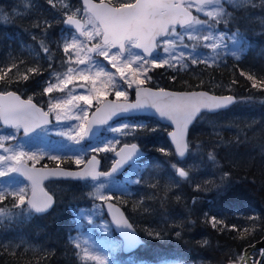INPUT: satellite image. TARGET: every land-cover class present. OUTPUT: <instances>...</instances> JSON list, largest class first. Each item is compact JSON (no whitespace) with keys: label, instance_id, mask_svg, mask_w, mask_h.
I'll return each mask as SVG.
<instances>
[{"label":"trees","instance_id":"obj_1","mask_svg":"<svg viewBox=\"0 0 264 264\" xmlns=\"http://www.w3.org/2000/svg\"><path fill=\"white\" fill-rule=\"evenodd\" d=\"M4 1V0H2ZM10 1V0H7ZM79 1V0H78ZM119 5L133 0H107ZM2 4L3 2L0 1ZM42 3L36 5L35 10L25 16L11 18L8 21H0V68L7 65L12 67V72L5 76V81H0L1 90H25L33 91L36 96H44L39 90L38 81L44 79L50 67L56 69L54 64H49L44 59L45 53L40 47L41 37L37 34L41 28L36 27L37 23H42L51 16H41L43 12ZM39 12V13H38ZM221 23L218 26H222ZM233 25V24H232ZM232 25H229L231 28ZM224 26V25H223ZM234 26V25H233ZM236 26V25H235ZM235 31L239 30L237 39L240 44L247 43L250 51L257 54V59L251 62L236 59L228 56L224 64L218 62H197L189 69L174 66L166 69L158 78L160 86L174 90L206 89L214 93H233L237 97V103L232 107L236 115L241 114L247 108L250 115L247 118L237 117L238 120H231L232 124L239 127L250 126L253 133L246 131L240 133L232 125L223 126L221 143L229 140L226 145L220 144L217 148L218 160L223 163L222 171H228L230 176V187L226 192L218 194L215 190L208 193L196 191L197 183L203 184L205 181L219 182L217 177L211 174L213 164L207 160L205 153L209 150L211 140L203 138L198 145L199 156L205 158L199 168L198 159L190 161L192 155L187 156L184 163L185 170L190 171L191 181L185 182L182 178L174 174L170 164L177 161L173 150L167 139L169 127L160 124L150 117H139L130 119L146 123L147 129H138L135 138L126 136L119 138V143L114 146L118 148L123 143L139 142L147 150L145 161H140L130 165L127 179L112 178L119 182V188L108 192L113 196V201L117 202L125 211L127 217L138 231L144 242L135 251L125 255L120 251V245L116 246V251H108L106 255L111 264H228L237 262L233 260L237 253L258 241L264 236V129L258 128L256 124H264V88L258 84L252 87V81L247 79V75H254L257 81L264 79V40L260 34L251 35L250 31L237 24ZM57 28V26H56ZM55 28V29H56ZM25 29L31 30L34 34L25 33ZM27 30V31H28ZM37 39H33L32 37ZM64 60L63 56L60 61ZM55 61V60H53ZM15 65V67H13ZM50 65V66H49ZM39 67L40 74H29L27 81H17L13 74L19 69L23 75L25 69ZM148 75L156 76L159 68H150ZM244 72L246 75H241ZM8 77H12L11 80ZM152 85L151 80L146 82ZM133 92L129 93L128 99H132ZM242 105V106H240ZM220 112V113H224ZM216 114L203 113L191 127L189 136L193 135L194 128L201 125L206 131L216 126L214 122ZM230 122V121H229ZM235 128V132L228 136L227 132ZM104 136H99L91 143L84 142L85 146H99V142ZM224 138V139H223ZM223 140V141H222ZM102 142V141H101ZM194 144V143H192ZM164 148L167 155L159 151ZM228 149L237 152H250L253 156L250 161H241L238 164L229 162L226 164L223 156ZM194 150V149H193ZM95 153V152H90ZM113 152L95 153L101 159V166L107 169L111 164ZM86 159V155H83ZM32 162V161H31ZM146 162V165H144ZM39 164H56V161L45 159L40 160ZM60 165L66 167L77 166L70 160L65 159ZM128 168L122 175H125ZM196 174V175H195ZM195 175V176H194ZM140 181L134 183V181ZM177 181H179L177 186ZM211 187V185H209ZM204 195L208 200L204 201L200 209L196 212L190 206L192 197ZM180 196V200L176 197ZM61 202V201H59ZM66 203H70L66 201ZM74 208V207H73ZM53 214L46 225L37 223V226L49 233L50 251L45 258L34 259L28 255L18 253H6L0 250V264H91V261L81 260L77 249L72 243V233L75 232L76 213L70 208L58 211ZM75 209V208H74ZM191 210V216L187 213ZM204 213L216 216L224 225L236 226V230L218 232L210 225L203 222ZM104 216V214H102ZM250 217L255 218V223ZM47 219V218H46ZM46 219H43L46 220ZM186 219L196 221L194 227L185 226L180 228L182 238H177L174 233L178 226L185 223ZM223 226V225H222ZM221 226V227H222ZM147 230H156L162 233V238H153L147 234ZM113 235V234H112ZM208 239L209 245L206 247L198 246L197 242ZM255 259V254H254ZM264 264V262H262Z\"/></svg>","mask_w":264,"mask_h":264},{"label":"snow or ice","instance_id":"obj_2","mask_svg":"<svg viewBox=\"0 0 264 264\" xmlns=\"http://www.w3.org/2000/svg\"><path fill=\"white\" fill-rule=\"evenodd\" d=\"M51 4L53 0H48ZM211 5L214 11H205V9ZM254 0H135V3H122L119 7H110L105 3L92 4L90 0H83L82 9H73L70 4H65L62 15L66 18L61 23L68 26L70 29H74V32L69 33L70 39L57 40V48L62 45V52L69 54V60H71L70 50H78L84 48V43L79 37H84L87 40H92L95 37H100V42L93 44L92 47L88 48L89 53H95L96 56L103 57L104 60L111 64L112 68L115 69V73L119 75V79L127 83L128 87L136 85V99L135 102L128 103H117L121 98L127 100V93L119 90L117 84L114 83L116 75L110 70L105 71L104 67L99 66V62L93 61L91 56L87 57L88 62L96 63L98 70L94 75L87 74L89 69H79V79L84 84L80 87H84L85 84L90 83L92 85L90 91L92 95H79L72 96L68 99L61 100L56 98L55 103L49 102V111H43L42 108L37 107L29 98L27 101L21 100L19 95H16L12 91L3 92L0 94V121L3 124L16 129L17 131L23 130L25 135L29 133H36L37 129L41 131H47L43 126L49 124V113L58 109H66L69 105H73V101H82L84 105L91 106L93 99L98 104L99 101L104 100L102 106L96 108V114L92 121H87V110L80 109L79 105H73L78 108L83 115H75L67 118L80 120L81 122L72 127H68L67 130H59L56 134L61 137H67L68 140L79 145L81 141L88 138L90 135H94L92 124L107 125L110 120L114 117L122 115H135V114H147L148 110L154 109L155 114H158L159 118L170 121L176 126L177 131L170 132L169 135L172 137V143L175 145L173 155L177 156V162L170 164L174 174L182 178L185 182L191 181L190 171L185 170L180 164L186 158L187 155H194L193 149H200V145H195L187 139L189 127L194 123L205 112H216L221 109H225L231 104L235 103V98L231 95L228 96H214L210 95L207 91H187V92H171L160 88L158 91L151 89L142 88L151 77L148 75L150 68H164L174 67L172 59L175 57L173 53L175 51L176 42H179L184 48L188 45L184 43L185 34L187 33L188 40H203L211 41V43L204 44L205 48H211L215 55L220 53L216 51L224 46L223 41L225 39V33L217 32L218 25L223 23L227 26L230 22L236 19V12H244L249 7H255ZM195 7V11L198 15H193L191 9ZM231 9V11L229 10ZM85 12L87 14V20L81 21L76 18L78 12ZM205 18L201 19L200 15ZM6 19L0 17V21ZM264 23V20H262ZM46 27H50L47 21H44ZM36 27L40 28L41 24L37 23ZM196 26H202L207 28V34L202 36H195L191 34V31L195 30ZM44 31V36L39 40L41 49L48 58L51 60L52 51L47 46L44 37L47 36V31ZM90 27V31L87 28ZM178 28L182 31H178ZM78 33V35H76ZM239 36V30L234 31L229 39L233 42L237 41ZM34 40L37 39L35 36L32 37ZM141 49L143 55H137L134 61H124L118 64L117 61L123 56L125 51L129 48ZM193 47H195L193 45ZM160 48L163 54H168L170 58L165 59L156 53V50ZM112 50H115L114 52ZM111 53V54H110ZM155 53V55H154ZM181 57L184 53L181 51ZM149 57H152L149 59ZM239 55H236V59H239ZM207 63V61H204ZM78 65H85L86 60L83 58L75 61ZM133 63H136V67H133ZM191 64H197L196 59L191 60ZM182 67L184 65H181ZM15 67V65H13ZM41 69L39 67H33L25 69L23 75H20L19 69L17 68L16 73L13 75L17 77V81H27L29 74H40ZM77 69L69 67L67 73L63 79H58V83L48 84L42 89V94H50L55 90L63 91L69 84L73 82L74 77L71 75ZM12 72V67L5 65L0 68V81H5V76ZM242 76L246 75L244 72L240 73ZM129 75L131 78H129ZM103 77V82L100 87H97V81ZM143 77V79L141 78ZM9 80L12 77H8ZM247 79L252 81V87H257L258 84L261 88H264V79L257 81L254 75H247ZM115 88L114 96L115 101H108L107 96L109 90ZM61 115L57 112L56 120L59 121ZM148 125L143 122H129L125 120L119 126H109V131L118 134L119 136H132L135 138L138 129H147ZM14 133L9 136L0 137V149L9 155H0V163H7L6 170H0V176H5L9 172L17 173L26 177L32 184V198L27 200V211L29 215L43 214L47 212L54 199L52 195L47 192H42L40 198L36 197V189L39 181L46 175L54 178H70L76 181H82L88 183L91 187V191L87 193L88 198L92 200L110 201L113 199L112 195H106L108 191L107 187L103 183H95L100 177L111 176L112 173L118 171L120 167L129 162H134L135 158L140 155V149L137 143H125L119 151L113 147V141H107L103 147L95 146L91 147V151L95 153L99 152H114L116 159L112 165L110 172L97 171V166L100 161L93 155L87 162L82 158V153L75 154L73 157H61L59 155H48L47 159L56 161V168L48 172L37 170L34 167L28 168L25 166V159L34 163H39L40 160L44 159L45 154L43 153H29L23 150H12L5 147L3 143L6 140L14 139ZM39 135V133H37ZM115 143H119V139L115 140ZM221 142L218 141L216 145L210 146L209 150L205 153L206 158L214 166H219L217 148ZM159 151L168 154L164 148H160ZM68 159L77 166L87 163L90 167L83 168L79 171L64 170L60 169V164ZM43 168V166H42ZM230 176L231 173L223 171L220 175L219 182L205 181L203 184L197 183L195 185L196 191H210L215 190L218 194L226 192L230 187ZM140 181H134L139 183ZM179 181H177L178 186ZM211 185V187H209ZM7 196H12L14 200L13 207H20L26 203V193L24 187H18L12 191H5L0 189V201H3ZM180 196L176 199L180 200ZM193 204L196 203V199L193 198ZM109 209L113 206L108 204ZM114 214L112 219L114 223L122 231L124 237L123 241L110 240V246H116L122 244L124 247L133 248L140 243L136 238L134 232H132V225L124 217L123 213ZM0 214H3L0 211ZM187 216H191V210L187 213ZM203 222L210 225L214 230L223 232L227 230H236V226L224 225L223 222L216 216H211L208 213H204ZM255 223V218L250 217ZM89 224L93 221L89 218ZM196 224L195 220L186 219L184 224L178 226V230L175 231L174 235L177 238H182V231L179 230L185 226L194 227ZM223 225V226H222ZM222 226V227H221ZM105 232L108 231L107 226L103 229ZM147 234L153 238H162V233L156 230H147ZM87 242L85 241V244ZM208 239H202L197 242L198 246L206 247L209 245ZM75 248H81L80 243L74 245ZM83 258L88 261H92L93 264H108L107 257L102 254H92L91 249L83 248ZM261 260H264V250L260 253ZM233 260L239 259L243 264H253V260L250 254L246 250H242L241 253H237L232 258Z\"/></svg>","mask_w":264,"mask_h":264},{"label":"rangeland","instance_id":"obj_3","mask_svg":"<svg viewBox=\"0 0 264 264\" xmlns=\"http://www.w3.org/2000/svg\"><path fill=\"white\" fill-rule=\"evenodd\" d=\"M3 2L0 3V17H5L3 21H8L11 18H16L19 16H25L32 11H34L36 5L39 6L40 3H42L41 7L45 8L43 9V12L39 15L41 16H51L47 18L45 21L48 22L50 27H46L44 25V21H42L41 25L44 28H41L39 32L37 33L41 38L44 36V31L46 27L47 36L44 37L45 42L47 46L52 51V59L50 60L45 54L44 59L48 61H58L56 62L57 68L54 71L51 68L47 72V76L44 77V79L38 81V87L36 88L42 93V89L46 87L48 84L51 83H58V79H63L64 76L67 73V70L69 67H72L74 69H77V71H74L71 73V75L74 77L73 82L69 84L63 91L55 90L50 94H44L42 101L39 103L42 105H45V110L49 111V102L55 103L56 98L68 99L72 96H79V95H92L90 89L92 85L90 83L85 84L84 87H80L81 84H84L85 82L81 81L79 79V69L88 68L89 72L87 74L94 75V73L98 70L96 63H90L87 60L88 56H91L93 61L99 62L100 67H104L105 71H111L116 75V79L114 81L115 84L118 85L119 90L125 91L127 93V96L130 93V89H133L136 85L133 84L132 87H128L127 83L121 81L119 79V75L115 73V69L112 68L111 64H109L108 61L104 60L103 57L96 56L95 53H89L87 51L88 48L92 47L93 44L100 42V37H95L92 40H87L84 37H79V39L84 43V48L78 49V50H70L71 60H69V54H64L62 52V45L60 48H57L56 43L54 41L57 40H64V39H70L69 33L74 32L73 30H70L68 28H65L63 26V23L61 21L65 19L66 17L62 15L63 8L65 4H70L73 9H82L83 6L80 2V0H53V3H49L48 0H0ZM231 2H235V0H231ZM128 3V2H127ZM255 7H249L244 12H236L235 17L236 19L232 22H230L228 25L231 26V30H221L220 28H217L218 33H225V39L223 41L224 46L220 49H217L220 54L215 55L214 51L211 48H205L204 44L211 43V41H203V40H188L187 39V33L185 34V41L184 43L188 45L187 48H184L182 45H180L179 42H176L175 45V51L173 53V56L175 57L172 59V63L174 66H179L183 69H189L192 59H196L197 62H203L204 59L208 60V62H218V64H224V62L227 60L228 56H234L236 58V55H239L240 59L243 61L251 62L252 59H257V54L254 51H250L249 46L244 44H239V41L233 42V40L229 39L228 36H230L236 29L237 24H241L242 27H244L246 30L250 31L251 35H258L260 34L262 36V39L264 40V23H262V20H264V0H254ZM195 11V7L192 8ZM231 11V9H229ZM205 11H214L213 7L209 5ZM196 12V11H195ZM39 13V12H38ZM196 15H198L196 13ZM77 17L82 19L83 21L87 20V14L83 11L77 13ZM201 19H204L205 17L201 14ZM223 24V23H222ZM224 25V24H223ZM236 25V26H235ZM57 26V28H56ZM56 28V29H55ZM25 29V33H32L33 31ZM87 30H91L90 27L87 28ZM178 31H182L179 29ZM207 28L202 26H196L195 30L191 31L192 35L195 36H202L204 34H207ZM78 35V34H76ZM193 45L195 47H193ZM113 52L115 50H112ZM183 51L184 55L181 57L180 53ZM160 56L162 58L168 59L170 58L168 54H163L161 49L159 48ZM111 54V53H110ZM137 55H142L137 49L129 47L122 57H120L117 61L118 64H121L124 61H134L135 57ZM63 56L65 59L60 61V57ZM83 58L86 60L85 65H78L75 63L77 59ZM151 59V58H150ZM181 65H184L183 67ZM50 66V65H49ZM136 63H133V67H136ZM167 67V66H166ZM170 67H167L168 69ZM165 70L158 71V74H162ZM160 77V76H159ZM129 78L130 75H129ZM143 79V77H141ZM103 77L100 78V80L97 81V87L101 86V83L103 82ZM154 84H159L158 79L155 77H151ZM115 88H111L109 90V95H112L114 98V92ZM28 98L33 99L34 93L29 92L26 95ZM133 97V96H132ZM128 99V97H127ZM97 102L95 99H93L91 106L84 105L82 101H73V105H79L80 109H86L87 113L93 108L94 103ZM100 102V101H99ZM73 105H69L66 109H58L56 111L50 112L52 115V120L50 124L44 126L47 131H41L40 129L37 130L36 133H34L32 136H26L25 134L20 133L16 129H12L11 131L5 132L0 128V137L3 136H9L11 134L14 135V139L10 140L9 145H6L5 147H8L12 150H23L25 152H35V153H43L45 154L44 159H47L48 155H59L61 157H73L75 154L82 153L83 155H86V158L91 154L90 147L84 145V140L81 141L79 145L75 144L74 142L67 139V137H61L58 136L56 133L59 130H67L68 127L76 126L81 121L70 119L67 117L75 116L77 114L83 115L82 112L79 111L78 108L74 107ZM242 106V105H240ZM243 110L241 114L236 115L234 112V108H231L224 113H218L215 116L214 122H216V126L211 127L209 131H206L204 127L201 125H197L194 128L193 135L190 137L189 140L191 143H194L195 145H198L200 141L203 140V138L208 137V139L211 140V145H216L218 141H221L222 137H224L223 134V126L232 125L236 127V131L239 133L243 130L246 131L248 134L253 133L250 126H244L239 127L237 124H232L231 120H238L237 117L240 116L242 118H247L250 115V112H248L247 108L245 107V104H243ZM90 109V110H89ZM57 112L61 115V119L59 121L56 120ZM88 116V115H87ZM125 120L117 121L115 123H112L108 125L105 129V133L102 135L104 138L99 142V146L103 147L104 144L112 140L113 141V147L116 145L115 140L118 138H124L126 136H119L118 134L112 133L109 131V126L116 127L119 126L121 123H123ZM128 121V120H127ZM230 121V122H229ZM129 122H137V121H129ZM258 128L264 129V124H256ZM254 130V129H253ZM235 132V128L230 129L227 134L230 136V134H233ZM39 133V135H37ZM227 138V137H224ZM223 138V139H224ZM7 141V140H6ZM4 141L3 143H5ZM223 141V140H222ZM229 140H224L222 142V145H226L229 142ZM133 142V141H132ZM139 144V142L137 141ZM96 146V145H95ZM94 146V147H95ZM220 147V146H219ZM218 147V148H219ZM194 155H192L190 161H195L198 159L199 168H203L204 166L201 164L205 160V158L200 157L199 152L194 149L193 150ZM10 153H5L2 149L0 150V155H9ZM253 155L250 152L243 153V152H237L233 149H228L227 154L223 156V159H225L226 164L229 162L238 164L241 161H250L251 157ZM177 159V158H176ZM188 158L183 160V162L180 164L181 167H184V163L186 162ZM86 160V159H85ZM26 162L27 159H25ZM112 161V158H111ZM175 161L174 163H176ZM32 164H37L32 162ZM146 165V162L145 164ZM7 163H0V170H6L7 169ZM222 160L219 161V166H212V171L216 174L212 173L210 176L211 178L217 177V179L220 178V175L222 174ZM11 172H9L5 176H0V189H4L5 191H12L15 190L18 187H24V183L20 182L19 180L14 179L10 175ZM127 173V171H126ZM196 175V174H195ZM194 175V176H195ZM129 178L128 175H125L123 179ZM95 183H103L106 185L107 189L110 191L112 188H119V182H113L110 180V178H104L96 181ZM49 188H51V191L53 193L60 194V199L63 198V196L69 201L70 203H65L64 207L61 208L58 206V211H64L67 207L70 208H76L73 211L76 213V219L75 222V232L72 233V243L75 245L76 243H80L81 248L77 249V253L80 256L81 260H85L83 258V248L87 247L91 249L92 254H102L104 256L108 255V251L106 253V250L109 249L110 251H116V246H110L109 241L110 240H117L120 241V239L116 235H112V231L110 229V225L108 220L105 216H102L103 214V208H102V201L100 200H92L88 198L87 193L91 191V187L88 183L85 182H64V183H50ZM107 192V191H106ZM105 192V193H106ZM203 193H208V191H203ZM193 198L196 199V203L193 204ZM208 199L204 195H198L195 197H192L190 200V206L192 207V210L194 212L198 211L204 201H207ZM14 200L12 196H7V198L3 201H0V211L3 212V214H0V250H3L6 253H15L18 251V249H23V253L25 256L28 255L30 257H33L34 259L37 258H45V255L50 251V235L49 233L45 232L42 226L39 228L37 226L38 221L41 220V217L35 215L34 213L29 215L27 211V207L20 206V207H13ZM57 212V209L52 211L51 213H48L47 216H50L46 220H42L40 223L43 225H46L49 219L53 216V214ZM35 216V222H34V230L33 233L28 234L27 231V222L31 221L32 217ZM89 218L92 219V223L89 224ZM39 223V224H40ZM104 226H107L108 231L105 232ZM116 236V237H115ZM85 241L87 242L85 244ZM261 248L256 249L253 254L257 251H259ZM107 257V256H106ZM90 261V260H89ZM108 264H111L107 257ZM38 261L35 260L31 264H36ZM264 262V260H262ZM91 264L93 262L91 261Z\"/></svg>","mask_w":264,"mask_h":264},{"label":"water","instance_id":"obj_4","mask_svg":"<svg viewBox=\"0 0 264 264\" xmlns=\"http://www.w3.org/2000/svg\"><path fill=\"white\" fill-rule=\"evenodd\" d=\"M80 1H81V4L83 5V0H80ZM90 2H91L92 4H97V5H99L100 3L103 2V3L107 4V5L110 6V7H119V6H115V5H113V4H111V3L107 2V1H104V0H102V1L90 0ZM194 2H196V0H194ZM133 3H135V1H134ZM192 14H193V12H192ZM193 15H194V14H193ZM76 18H77V17H76ZM67 27H68V26H67ZM139 50L142 52L141 49H139ZM156 52H157V50H156ZM141 87H142V88H146V89H151V90H153V91H158V90L160 89V88H157V87H150V86H145V85H142ZM163 89H165L166 91H171V92L207 91L210 95H214V96H228V95H231V96H233V97L235 98V101H236V96L233 95V94H230V93H224V94L213 93V92H210V91L205 90V89H191V90H172V89H168V88H163ZM12 92H14V91H12ZM14 93H15L16 95H19L17 92H14ZM135 93H136V88L134 89V100H132V101H129V100H123V99H121L120 101H115V99H113V98H111V97H107V100H108V101H115V102H117V103L135 102V99H136V94H135ZM0 94H2V92H0ZM19 96H20V95H19ZM20 98H21V97H20ZM21 100H25V101H27L28 99L21 98ZM32 102H33L34 104H36L33 100H32ZM103 103H105L104 100H102V101H101V102H100L95 108H93V109L91 110V112L89 113V115H88V117H87V121H86V122H88V121H92V120H93L94 115L96 114V108H97L98 106H102ZM233 104H234V103H233ZM233 104H231V105H233ZM36 105H37V104H36ZM231 105H230V106H231ZM230 106H228V107L225 108V109H228ZM37 107L42 108V107L39 106V105H37ZM42 109H43V108H42ZM221 110H224V109H221ZM43 111H44V109H43ZM216 112H217V111H216ZM216 112H207V113L214 114V113H216ZM137 115L152 116V117H154L155 119H157L160 123L169 125V127H170L171 129H170V131L167 133V138H168V141H169V143H170L171 148H172L173 150H175V145L172 143V137L169 135L170 132L177 131L176 126H175L174 124H172V123H171L170 121H168V120H165V119L159 118L158 114H155V110H154V109H150V110H148L147 114H135V115H130V116H137ZM121 117H129V115L125 114V115H122V116H119V117H114L112 120H110V121L108 122V124L111 123V122H113L114 120H117V119L121 118ZM48 119H49V121H50V115L48 116ZM195 121H196V120H195ZM195 121H194V123H195ZM1 123L3 124L2 121H1ZM194 123H193V124H194ZM193 124H192V125H193ZM3 125H5V124H3ZM192 125H191V126H192ZM5 126H6V127H9V126H7V125H5ZM104 126H105V125L92 124L91 127L93 128V131H94L95 134H94V135H90V136H89L88 138H86V139H87V140H90V139H92V138L97 137V136L100 134V132L102 131V129H103ZM191 126H190V127H191ZM190 127H189V128H190ZM9 128H11V127H9ZM22 131H23V130H22ZM31 134H32V133H29L28 135H31ZM187 137H188V134H187ZM187 139H188V138H187ZM133 143H134V142H133ZM129 144H130V143H129ZM123 145H124V144H123ZM123 145H121V146L117 149V151H119L120 148L123 147ZM137 145H138V144H137ZM138 148L140 149V155L137 156V157L135 158V161H138V160L142 159V158L147 154V152H146L145 150H143L139 145H138ZM113 155L115 156L116 159H119V157H116L115 153H114ZM90 159H91V158H90ZM24 163H25V166L28 167V168H32V167H34L35 169H37V170H42V171H44V172H48V171L53 170V169L56 168V166H43V168H42L41 165H30V164H28V163H26V162H24ZM130 163H132V162H129L128 164H130ZM128 164H125V165H123L122 167H120V168L118 169V171H116L115 173H112V176L119 175V173H120V172H121V171H122V170H123ZM112 165H113V164H112ZM86 167H90V165H88L87 163H85V164H83L82 166H80V167H78V168H64V167L60 166V169L79 171V170H81V169H83V168H86ZM111 168H112V166H111ZM97 171H99V165L97 166ZM110 171H111V169H110L108 172H110ZM12 175H13V176H17V177H21V178H25V179H26V177H24L23 175H21L19 172H17V173H12ZM102 177H103V176H102ZM102 177H100V178H102ZM56 179H61V180H73V179H70V178H60V177L54 178V177H51V176H47V175H46L44 178H42V179L39 181L38 187H37V189H36V197H37V198H40V197L42 196L41 189L43 190V192H47V190H46L45 187H44V182L49 181V180H56ZM29 182H30V181H29ZM30 184H31V182H30ZM47 193H48L49 195H51L49 192H47ZM31 198H32V184H31V192H30V194H29L27 200H29V199H31ZM53 199H54V197H53ZM108 204H111L113 207H112L111 209H109ZM102 205H103V208H104V211H105V215H106V217L108 218V220L110 221V224H111V226H112L114 232L116 233V235H118V236L120 237L121 241H123L124 237H123V235H122V231H128V230H121V229H120V228L114 223L112 217H113L114 214H117V215H118V213H117L116 210H119V213H123L124 217L128 220V222H129L131 225H132V223H131V222L129 221V219L127 218V216H126V214H125L123 208H122L120 205H118L117 203H115V202H113V201L110 200V201H103ZM52 206H53V204H52ZM52 206H51V208H52ZM51 208H50V209H51ZM50 209H49V210H50ZM49 210H48V211H49ZM131 231L134 232L136 238L138 239V241H140V243L137 244V246H135V247H133V248H127V247H124V246L121 244V249H122V251H123L124 253H129V252L135 250L140 244L143 243V240H142L141 236H140L139 233L136 231V229L134 228L133 225H132V230H131ZM257 248H261L262 250H264V236H263L261 239H259L258 241L253 242L251 245H249L247 248H245V250L250 254V256H251V258H252V253H253V251H254L255 249H257ZM260 261H261V260L258 259L256 262H253V264H260ZM229 264H243V262H242L241 260H239V261L236 262V263L231 262V263H229Z\"/></svg>","mask_w":264,"mask_h":264},{"label":"flooded vegetation","instance_id":"obj_5","mask_svg":"<svg viewBox=\"0 0 264 264\" xmlns=\"http://www.w3.org/2000/svg\"><path fill=\"white\" fill-rule=\"evenodd\" d=\"M132 2V1H131ZM56 62H58V61H55V62H52V63H54V67H55V65H56ZM58 66V65H57ZM51 68V67H50ZM55 70V69H54ZM54 70H50V71H54ZM44 76H47V74H45ZM22 96L23 97H26L23 93H22ZM42 96L40 95V96H36L35 94H34V98H33V100H35L38 104H40L39 102L40 101H42ZM41 105V104H40ZM42 106H44V107H46L45 105H42ZM52 116V115H51ZM0 127H3V126H0ZM3 128H5V127H3ZM9 143H10V140H7L6 142H5V146L6 145H9ZM62 166V165H61ZM14 179H16V180H19L20 182H22V183H24V185H25V193H26V199H27V196H28V194H29V191H30V183L26 180V179H24V178H15L14 177ZM64 182H66L67 183V181L66 180H52V181H48V182H46L44 185H45V187H46V189H47V186L50 184V183H64ZM47 190H49V192H51L52 194H53V196H54V198H55V205H56V208L58 207V206H60L61 208H63L64 207V205H65V203H66V199H63V198H65L64 196H63V198L62 199H60V197H61V195L60 194H57V193H53L52 191H51V188L50 189H47ZM5 200V199H4ZM59 201H61V202H59ZM24 207H27V203H25V205H24ZM48 214V213H47ZM47 216V215H46ZM34 222H35V216H33L32 217V219H31V221H28L27 222V231H28V234H31V233H33V230H34ZM10 253V252H9ZM15 253H18L19 255H21L22 253H23V249H18V251H16ZM11 254H13V253H11Z\"/></svg>","mask_w":264,"mask_h":264},{"label":"bare ground","instance_id":"obj_6","mask_svg":"<svg viewBox=\"0 0 264 264\" xmlns=\"http://www.w3.org/2000/svg\"><path fill=\"white\" fill-rule=\"evenodd\" d=\"M104 1H107V0H104ZM135 0H133L132 2H130V3H133ZM81 2V1H80ZM107 2H109V1H107ZM109 3H111V2H109ZM129 3V2H128ZM112 4V3H111ZM116 6H120V4L119 5H116ZM63 26L65 27V28H68V29H70L69 27H67L65 24H63ZM70 30H73V29H70ZM56 41H57V38H56ZM159 51L157 50V52L156 53H158ZM154 55H155V53H154ZM127 100H129V101H132V100H134V92H133V97H132V99H127ZM222 110H218L216 113L218 114V113H220ZM146 117H150V118H153V119H155L154 117H152V116H146ZM156 121H158L157 119H155ZM159 122V121H158ZM160 123V122H159ZM160 124H162V123H160ZM162 125H165V126H168L169 127V125H167V124H162ZM192 127V126H191ZM191 127L189 128V130H188V140H189V133H190V129H191ZM170 127H169V131H170ZM168 131V132H169ZM167 132V133H168ZM167 136V135H166ZM98 137H95V138H92V139H90V140H87V139H85L84 141L86 142V143H91V142H93L94 140H96ZM168 139V138H167ZM169 142V141H168ZM129 143H133V142H129ZM134 143H136V142H134ZM123 144H125V143H123ZM123 144H121V145H123ZM170 144V143H169ZM120 145V146H121ZM119 146V147H120ZM118 147V148H119ZM118 148H116V150L118 149ZM173 150V149H172ZM173 152H174V150H173ZM114 154V152L112 153V161H111V164H110V166L107 168V169H103L102 168V166H101V159L98 157V155H96L95 153H91L87 158H86V162H87V160H89L93 155H95L96 157H97V160H99L100 161V164H99V171H101V172H108L110 169H111V166H112V164L114 163V161L116 160V158H115V156L113 155ZM147 155L148 154H146L143 158H146L147 157ZM188 156V155H187ZM187 156H186V158H187ZM175 157L177 158V156L175 155ZM185 158V159H186ZM178 159V158H177ZM184 159V160H185ZM136 161H134V162H132V163H130V164H128L119 174L120 175H122L123 173H124V171L130 166V165H132V164H134Z\"/></svg>","mask_w":264,"mask_h":264}]
</instances>
